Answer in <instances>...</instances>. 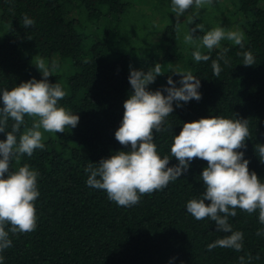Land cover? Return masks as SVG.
<instances>
[{"label": "trees", "instance_id": "trees-1", "mask_svg": "<svg viewBox=\"0 0 264 264\" xmlns=\"http://www.w3.org/2000/svg\"><path fill=\"white\" fill-rule=\"evenodd\" d=\"M131 6L124 0H0V89L42 79L35 67L42 58L50 69L53 63L58 65L48 79L67 92L59 106L80 118L75 128L66 127L55 140L43 142V150L18 161L13 158L11 171L28 164L39 173L38 221L31 233L9 234L12 246L2 253L4 264H241L242 256L244 264H264V235H257L264 229L259 210L248 214L236 209L237 215L229 217L233 230L244 233L241 251L207 250L208 244L228 233L217 231L210 218L198 221L186 211L187 202L204 192L200 176L206 161L195 158L186 173L162 191L141 196L132 207L118 206L105 190L87 185L90 173L85 169L91 163L130 150L119 144L115 132L123 119L124 102L133 92L130 71L141 69L132 63V52L117 53L115 46L117 38L124 37L120 22ZM193 10H186L183 17ZM237 10L246 21L242 46L220 43L200 51L210 59L197 62L193 53L198 49L188 57L176 53L186 34L181 36L182 27L173 23L166 25L159 41L166 51L163 48V55L142 70L161 64V75L148 86L152 91L169 87V77L178 82L182 77L177 73L190 71L201 82L202 98L181 102L178 108L174 103L165 124L171 129L154 133L161 157L172 158L173 139L183 123L218 115L246 119L250 136L245 159L250 161L249 170L264 182V163L255 150L257 144H264V0H238ZM25 15L35 21L34 26L24 27ZM224 49L230 63L221 61L222 71L216 76L212 61ZM249 50L255 62L245 66L243 53ZM173 60L182 62L183 68L169 66ZM65 62L67 74L62 75ZM24 121L21 132L31 128L34 119L25 115ZM12 123L9 120L6 130ZM5 139L6 133H0V140ZM177 163L173 157L168 166Z\"/></svg>", "mask_w": 264, "mask_h": 264}, {"label": "clouds", "instance_id": "clouds-1", "mask_svg": "<svg viewBox=\"0 0 264 264\" xmlns=\"http://www.w3.org/2000/svg\"><path fill=\"white\" fill-rule=\"evenodd\" d=\"M213 0H171V11L182 15L186 10L211 4ZM25 28L34 26L35 21L27 15L23 18ZM203 31L198 25L185 35V43H193L194 33ZM228 40L241 45L244 34L224 27H215L202 37V44L208 50ZM224 49L212 61L216 76L222 71L220 62L229 64ZM197 62L207 61L208 55L199 50L193 53ZM243 65L252 66L255 57L252 52L243 53ZM42 79H30L9 89H0V133H6V139L0 140V264H4L3 252L12 246L9 234L31 233L37 227V210L35 201L39 198V173L28 164L11 171L13 158L18 161L23 155L31 157L36 149L45 148L43 132L64 133L66 127L75 128L79 115L73 114L59 102L67 92L59 83H50L49 77L58 67L53 63L50 69L44 59H39L35 66ZM161 64L157 63L147 72L131 70L129 83L132 94L124 102V115L115 139L129 151H118L109 158L101 159L98 164L91 163L85 171L90 173L86 181L89 187L105 190L110 201L118 206L132 207L140 202L141 196L162 191L189 170L195 158L207 162L202 170L201 180L204 192L200 198H192L186 204V211L196 220L210 218L215 222L216 230L228 235L208 244L207 250L230 248L236 251L243 249L244 233L234 231L229 217L237 215L236 209L252 214L259 210V222L264 225V182L254 171L249 170L250 161L245 159L246 143L250 136L249 123L246 119H229L223 116L201 118L183 123L178 136H174L171 146V157L177 165L169 167L168 155L158 153L154 133L171 129L165 127L166 118L174 111L173 104L181 107V102L199 101L200 79L190 71L177 73L182 77L174 82L169 77L162 90H149L161 74ZM177 83L180 87H177ZM167 93V95H164ZM25 115L32 117L31 128L21 132ZM38 118V119H36ZM9 120L13 121L11 130ZM43 129V132L41 131ZM19 134V139L17 138ZM243 149L244 151H242ZM261 163H264V144H257ZM209 201L210 203H205ZM10 226V227H9ZM257 235H264V229ZM259 257L257 256L256 259ZM252 257L249 254V260ZM245 258L240 257L241 264Z\"/></svg>", "mask_w": 264, "mask_h": 264}, {"label": "rangeland", "instance_id": "rangeland-1", "mask_svg": "<svg viewBox=\"0 0 264 264\" xmlns=\"http://www.w3.org/2000/svg\"><path fill=\"white\" fill-rule=\"evenodd\" d=\"M124 1H128L132 6L127 17L125 19L121 18L120 29L124 37L121 40L117 38L115 48L117 53L127 54L129 52L131 54L132 52V63L141 70L151 61H157L164 53L163 48L166 51V46H161L159 41L164 28L169 24L176 23L180 25L182 27L180 34L183 37V33L188 34L191 29L198 25H203V31H196L200 33V36L193 43H185L184 38L183 40L180 39L176 53H180L184 57H188L194 50H205L206 47L202 44V37L207 31L215 27L222 26L228 30L242 32L244 34L243 41L246 40V21L244 15L237 10L238 0H213L211 4H206L199 8L193 6V13L192 15L189 14L192 18L189 15L183 17V15L173 13L171 11V0ZM99 36L100 34L96 33L93 38L97 40L100 38ZM221 43L236 45L228 40H223ZM171 62L173 64H169V66L176 70L183 68L182 62L177 60ZM66 68L67 63L65 62L60 72L62 75L67 74ZM41 131L43 132V129ZM43 135L44 139L42 142L55 140L57 137V133L43 132Z\"/></svg>", "mask_w": 264, "mask_h": 264}]
</instances>
